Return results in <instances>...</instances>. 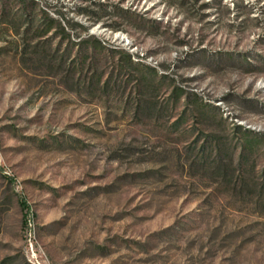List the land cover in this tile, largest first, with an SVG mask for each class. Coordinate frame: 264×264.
I'll return each instance as SVG.
<instances>
[{"label":"rangeland","instance_id":"374dc122","mask_svg":"<svg viewBox=\"0 0 264 264\" xmlns=\"http://www.w3.org/2000/svg\"><path fill=\"white\" fill-rule=\"evenodd\" d=\"M0 264H264V0H0Z\"/></svg>","mask_w":264,"mask_h":264}]
</instances>
